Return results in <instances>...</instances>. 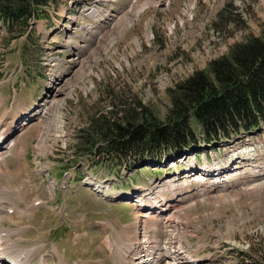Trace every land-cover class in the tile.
<instances>
[{
    "label": "rangeland",
    "instance_id": "374dc122",
    "mask_svg": "<svg viewBox=\"0 0 264 264\" xmlns=\"http://www.w3.org/2000/svg\"><path fill=\"white\" fill-rule=\"evenodd\" d=\"M49 13L22 32L0 22V132L20 125L1 149L10 250H33L27 264H137L125 248L161 240L176 255L188 245L193 264L258 260L264 126L129 170L79 150L77 134L110 113L165 119L169 89L260 34L264 0H62Z\"/></svg>",
    "mask_w": 264,
    "mask_h": 264
},
{
    "label": "trees",
    "instance_id": "16d2710c",
    "mask_svg": "<svg viewBox=\"0 0 264 264\" xmlns=\"http://www.w3.org/2000/svg\"><path fill=\"white\" fill-rule=\"evenodd\" d=\"M61 3L0 0V22L9 34L22 32L32 22L49 18V12ZM168 95L170 107L165 119L142 109L124 117L110 113L103 120L89 121L79 131L78 149L90 155L99 150L103 159L124 163L129 170L151 160L196 151L200 142L214 145L233 135L257 132L264 126V28L258 36L232 45L205 70L176 83ZM241 264H264V254Z\"/></svg>",
    "mask_w": 264,
    "mask_h": 264
},
{
    "label": "bare ground",
    "instance_id": "6f19581e",
    "mask_svg": "<svg viewBox=\"0 0 264 264\" xmlns=\"http://www.w3.org/2000/svg\"><path fill=\"white\" fill-rule=\"evenodd\" d=\"M92 16V15H91ZM17 122H19V120L17 121H14V123H12V125H14V127L16 129H19L20 125L17 124ZM11 125V126H12ZM16 125V126H15ZM9 127V129H7L6 131H3L1 134H0V148L3 147V145L5 144L6 141H8V130L10 132V135H12L15 130L12 129V127ZM13 145H14V142H12ZM3 151V150H2ZM8 152V151H7ZM10 153V152H8ZM16 154V153H15ZM23 154V153H22ZM5 153L1 152V149H0V164H4L5 162ZM17 156V155H16ZM209 166L205 167V172H208V169ZM7 191H5V189H1V193H0V196L2 197L1 200H0V215L5 211L3 209L4 206H2V204L5 202V199L3 198H6L7 197ZM127 196V195H126ZM130 197V196H129ZM8 203V202H7ZM140 207H142V205H139ZM159 206H156L155 204L151 205L150 208H147V212L148 214H146V216H153V217H157V218H162L163 216V213H165L166 211L164 209H161V206L159 207L160 209H158ZM13 210L14 212L20 214V215H24L22 211L18 210L16 207H13ZM145 210V209H144ZM146 211V210H145ZM12 212V211H11ZM165 216V215H164ZM160 218V219H161ZM138 221H139V217L137 218ZM164 220L167 219L166 216L163 218ZM0 221L1 218H0ZM140 222V221H139ZM168 226V225H167ZM169 228V226L167 227V229ZM166 232V229L164 227V230ZM17 233L15 230H11V229H7V228H4V227H0V262L2 261H5L7 262V259H9L11 261V263L9 264H27L29 259L34 255V251L33 250H27L25 252H20V253H17V254H14L12 252V242L11 241H8V238H10V236L12 234H15ZM167 234V232L165 233ZM148 237V236H147ZM157 241V243H155L154 247H149L150 245L148 244V242H144L141 241V248L140 247H134V244L132 246H127V249L125 248L126 250V255L128 254V257L127 259L129 260L130 256L136 251H138L139 253V260H138V263L137 264H141V263H145V264H193L195 263L194 261H192L191 259H187L189 254V247L188 245H185V247L183 246H178L179 250H181L180 253H177V255L173 252V249H169V251L167 250L168 246H166V243L163 242V245L162 247H160L161 249H159L158 246L161 245V240H155ZM108 242V241H107ZM106 242V243H107ZM109 244V243H107ZM149 245V246H146V245ZM110 245V244H109ZM108 245V246H109ZM123 245V244H122ZM112 246V245H111ZM146 246V247H145ZM144 247H145V250H144ZM121 248V247H120ZM155 248V249H154ZM109 249V248H108ZM115 250V244L112 246V250ZM123 249V247L121 248V250ZM113 250V251H114ZM178 250V252H179ZM36 251V250H35ZM119 252V251H118ZM124 252V251H123ZM15 256H13V255ZM124 254V253H123ZM126 255H124L126 257ZM122 256V255H121ZM152 256L150 259L147 258V257H150ZM153 256L156 258V261L153 262ZM44 259L41 260L40 264H46L44 261ZM191 262V263H189ZM8 263V262H7ZM5 264V263H4Z\"/></svg>",
    "mask_w": 264,
    "mask_h": 264
}]
</instances>
